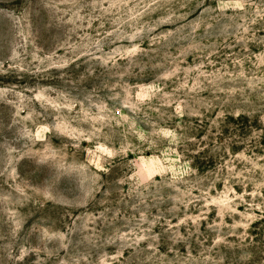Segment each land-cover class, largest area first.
Wrapping results in <instances>:
<instances>
[{
    "label": "rangeland",
    "instance_id": "rangeland-1",
    "mask_svg": "<svg viewBox=\"0 0 264 264\" xmlns=\"http://www.w3.org/2000/svg\"><path fill=\"white\" fill-rule=\"evenodd\" d=\"M0 264H264V0H0Z\"/></svg>",
    "mask_w": 264,
    "mask_h": 264
}]
</instances>
